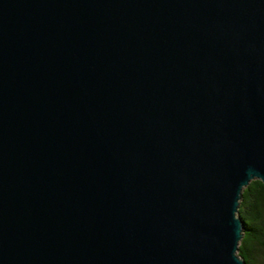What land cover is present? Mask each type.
<instances>
[{"label":"water","instance_id":"obj_1","mask_svg":"<svg viewBox=\"0 0 264 264\" xmlns=\"http://www.w3.org/2000/svg\"><path fill=\"white\" fill-rule=\"evenodd\" d=\"M264 182V0H0V264H246Z\"/></svg>","mask_w":264,"mask_h":264},{"label":"trees","instance_id":"obj_2","mask_svg":"<svg viewBox=\"0 0 264 264\" xmlns=\"http://www.w3.org/2000/svg\"><path fill=\"white\" fill-rule=\"evenodd\" d=\"M244 235L238 255L246 264H264V182L253 179L242 192L239 207Z\"/></svg>","mask_w":264,"mask_h":264}]
</instances>
